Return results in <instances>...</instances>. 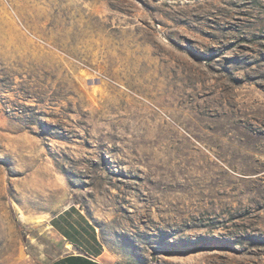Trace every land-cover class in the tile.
<instances>
[{"label":"rangeland","instance_id":"374dc122","mask_svg":"<svg viewBox=\"0 0 264 264\" xmlns=\"http://www.w3.org/2000/svg\"><path fill=\"white\" fill-rule=\"evenodd\" d=\"M69 205L117 264H264V0H0V264Z\"/></svg>","mask_w":264,"mask_h":264},{"label":"crops","instance_id":"0c3cea01","mask_svg":"<svg viewBox=\"0 0 264 264\" xmlns=\"http://www.w3.org/2000/svg\"><path fill=\"white\" fill-rule=\"evenodd\" d=\"M47 223L65 246L47 264H117L105 250L96 226L78 206H66Z\"/></svg>","mask_w":264,"mask_h":264},{"label":"bare ground","instance_id":"6f19581e","mask_svg":"<svg viewBox=\"0 0 264 264\" xmlns=\"http://www.w3.org/2000/svg\"><path fill=\"white\" fill-rule=\"evenodd\" d=\"M242 144V146H243V148L246 150V149H249L250 147L249 146H252L251 145V143H250V141L246 138L245 140H244V142L243 143H241ZM244 153H245V151H244ZM244 153H243V155H244ZM249 153V152H248Z\"/></svg>","mask_w":264,"mask_h":264}]
</instances>
